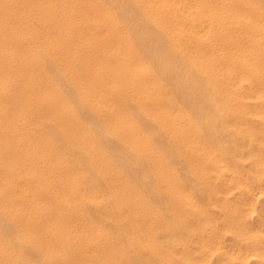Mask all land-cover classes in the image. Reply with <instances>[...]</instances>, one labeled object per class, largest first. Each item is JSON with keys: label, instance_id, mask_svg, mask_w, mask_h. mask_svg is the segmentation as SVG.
<instances>
[{"label": "rangeland", "instance_id": "rangeland-1", "mask_svg": "<svg viewBox=\"0 0 264 264\" xmlns=\"http://www.w3.org/2000/svg\"><path fill=\"white\" fill-rule=\"evenodd\" d=\"M56 1L58 3V7L61 9V4L64 1ZM105 1L107 2V0ZM111 1L112 0H108V3H111ZM34 36L35 37L31 35L32 38L29 44H25L26 47L23 46V49L21 48L22 51L20 55L24 56L23 58L21 56L20 59L22 63H24V65H19L21 70H16V76L11 75L13 77L12 79L11 76L7 75L6 71L3 73L0 72V79H6L5 84L7 83L10 87L7 88L8 85L6 84V90H4L5 87L3 86L2 90L0 89V107L5 108L6 111H8L6 112V116L10 117V127L9 125L6 126V124L3 123L0 118V122L3 124L2 125L0 123V126L2 125L0 129L3 128L2 130H0V256H2L0 257V264L6 263V259L4 258L5 256L9 258V264H118L119 261L112 258L111 256H114L115 253L120 254L121 252L122 258L125 259L126 264H264V111H262V109H264V91H262V89L264 90V81H258L260 83H258L259 85L257 84V82L252 81V77H254V73L252 72V77L251 74L249 76L250 81L248 83L250 84L247 83L248 86L247 84L243 85V83H238L239 85L235 84L231 86L219 84L216 87L217 90L215 89L216 91H214L212 88H208V84L202 82V80L200 81L198 79L190 78L191 76L186 75V71L184 72L183 70L178 69L173 65H169L168 63L165 64L164 61L167 59V57L164 58L165 55H160L159 53L155 54L156 57L154 55L153 58L149 56L156 66V68L154 66V70H157L159 75L161 73V76H163L166 81H170H167V84L164 86V88L168 89L167 91L170 95L167 100H170L171 106L183 111L185 122H188V124H190L191 126V131H189L188 129L184 131V135L182 137V142L180 145H176L170 142L167 138H165L162 132L155 126V124L151 120L144 118L137 112L135 107H133L129 103L126 104V102L121 100V98H117L118 93L116 94V92H118L119 88H115V91L111 90L113 94H110L111 92L109 91L107 103H111L112 106L116 109L115 115L109 113V122L114 121L117 123L119 121L121 122L122 119V124H124L125 119H127L128 117L131 119V121L134 123L135 128L134 133H129L130 139H138V133L147 138L152 144L155 151L158 153V155L161 156L162 160L164 161L168 170V174H172V177L170 179L160 180L153 174L152 167L149 163L139 162L137 164L133 163L134 166L131 165L132 160H136L137 156L132 153L131 149H129L128 147L126 148V145H123L116 136L109 132L106 126V124L109 122H102L105 117L103 118V116L95 114V111L90 108L91 105L87 103V101L85 102L84 100H82L80 96H78L79 94L75 88V85H71L65 70L63 71L61 68L58 69L59 67L56 68L58 66V59H56L57 55L49 53L45 50H42L43 52L41 51L42 46L44 47V45L47 44V40L45 37L49 35H41L40 37L38 35ZM64 36L70 37L71 35H54V37L57 38H64ZM41 41H43L44 43H41ZM34 42L38 43V45ZM25 48H29V52L27 50L26 52L24 50ZM34 49H36V53ZM38 50L42 52L41 54L39 53L41 56L38 55ZM25 52L27 53V55H25ZM36 54L38 55L37 58L35 57ZM33 56L35 59H33ZM40 58L43 59L39 60ZM47 58H51L52 61L51 59L47 60ZM30 59L34 61L32 62ZM44 59L46 60V62ZM47 62H49L50 65H48ZM52 63L54 64L53 66ZM106 63H109V66L111 67L113 66V61L111 60L110 62L108 60ZM22 66H26V68L23 69L24 67ZM46 66L48 68H46ZM30 67L33 72L30 70ZM32 67H34V69ZM19 74H22V76H19ZM26 74H30L32 75L33 79L38 80L35 87H23L21 85L23 83L22 81H24V83L26 82V78H24ZM80 74L84 83L86 81H88L86 82V84L92 83L93 80L86 71H80ZM109 75L110 74H108V76ZM113 78L114 76L112 75L109 77L110 80ZM46 79L48 81H46ZM14 82L16 83V86H14ZM47 82L48 84H46ZM200 82L202 83L200 84ZM42 83L43 85H40ZM10 84L13 85L14 89H12V85ZM69 84L70 86H68ZM93 84L97 85L98 87L102 86V84L94 81ZM37 85H40L41 87L44 86L45 88L39 89L37 88ZM18 86L20 87V90L18 89ZM233 86L236 88H234ZM237 86L239 87L237 88ZM250 86H253V88H250ZM22 87L27 88V91L23 92V90L21 89ZM37 89L40 91L38 92ZM43 89L48 94L53 89H56L59 92V98L62 97V99L64 98L63 100L65 101H63L62 99L60 100H62L67 105L70 103L68 106L70 107L69 109L71 110V112H73L72 115L74 114V123H76L72 127L78 128L79 125L80 128L78 129L80 130L81 134L87 135V137L91 141V144L95 146V151H103L107 161H112L111 163L116 165V169L119 170L118 172L122 174L125 180L128 181L132 186H134V211L136 213L134 216L136 221L134 225V245H131L126 240V236L121 235L120 230L116 228L115 225H113V220L111 221V218L115 216L121 217L124 220L125 215L122 212L118 211V209L116 208L117 200L114 199L113 195L111 196V194L108 192V182H106V180L97 172L96 168L89 159V155L87 153L84 154V152L78 153L77 150L75 151V148L68 144L65 140L62 130L55 124H53L52 120L50 119L51 116L57 112L58 100H56L55 102H51V104H46V102H41L40 100H38ZM15 90L17 91L15 92ZM249 90L253 94L250 93ZM74 91L77 95L74 93ZM25 92H30L32 94V97L24 95ZM242 92H244V94ZM35 93H39V95H35ZM33 97L34 101H31L30 98H32L33 100ZM262 98L263 100H261ZM242 100L245 101L244 105V101ZM255 100H257V102ZM258 101L260 103H258ZM143 102L145 103L144 106L148 109L153 108V105L149 103V100H143ZM42 104L45 106H43ZM252 105L254 106V108ZM19 107L21 108L19 109ZM52 110H54L55 112H53ZM88 111H90L91 114ZM9 112H12L13 115ZM234 112L236 114H234ZM105 113L107 115L108 112ZM89 114L90 116L93 115V118L90 117ZM75 115H77L78 117ZM48 116H50V118ZM16 117H19V119L21 118L22 120H19ZM39 117L41 118L39 119ZM44 117L47 118L45 119ZM137 118H139L140 120H137ZM19 121L21 124L19 123ZM36 122L39 124L37 125ZM99 124L100 126H102V128L99 127ZM31 125L32 128L30 127ZM141 125L143 126V128ZM36 130V133H38L39 131L44 135L45 139L47 135L46 142L50 146V149L48 148L49 150L47 149V146L45 144H43L42 147L40 139L38 140L37 135L34 132ZM144 130L148 131L145 132ZM89 132L92 134H90ZM224 132L226 133V136ZM32 133L35 135H33ZM104 133L106 134V136ZM108 137L110 140L108 139ZM223 137H225L226 139H223ZM100 138H105L107 139V141L104 139L103 143L102 139ZM36 139L38 141H36ZM153 139L155 142L153 141ZM216 139L218 140V142ZM8 140H10L11 143ZM111 142H113V148H117V151L121 149L120 152L122 151V155L121 153H119V151L117 153V151L112 147L111 150L116 151V153L114 151L112 153L109 152V144H111ZM114 143L116 144L115 146ZM103 144H105L104 147ZM69 145L72 148H70ZM105 146H107V148ZM110 146H112V144ZM160 148L163 151H161ZM123 150H125L126 153ZM52 151L53 154L51 156ZM74 152L76 154H74ZM25 153L28 157L24 156ZM56 153L57 155L59 154V157H62L60 158L61 163L54 159L53 155H56ZM37 154H39L38 157ZM77 154L80 155L78 156ZM113 155L114 158L112 157ZM167 155H170V157H167ZM80 156H85L84 158H86L87 156V158L82 159V157ZM52 158L54 160H52ZM115 159H117V161ZM87 161L89 162L87 163ZM115 161L118 162V164ZM55 162L56 165L54 164ZM62 164H64L65 166H62ZM125 164L127 165L128 170ZM52 165H54L55 167ZM72 170L73 172H71ZM137 170H139L140 172ZM58 171L61 172L59 173ZM67 172H69V174ZM51 173L54 174L52 175ZM55 174L56 176H54ZM239 175L240 177H243L240 178ZM248 175H255V178L252 176L253 178L250 179ZM97 176L100 177L98 178ZM180 176L182 177V180ZM54 177L58 178L56 179ZM59 177H62V180L59 179ZM76 177L79 179L77 180ZM101 177L104 181L100 179ZM246 178L250 179L251 182H247ZM22 179L23 181L21 182ZM69 180L71 182H67ZM75 180H77V182H80L76 183ZM252 180L254 182H252ZM72 181H74L75 184L72 183ZM40 182L42 184H40ZM58 183H61L63 185ZM65 183V187H67V190L65 189V187H63ZM75 185H77V187ZM21 186L23 187L21 188ZM2 187L5 188L2 189ZM53 187L55 188V190ZM79 187L82 188L80 189ZM242 188L244 190H241ZM246 188L248 189L245 190ZM10 189H12V191ZM79 189L81 192L79 191ZM87 192L93 197L92 199H88V197L85 195V193ZM27 193L28 195H26ZM71 193L73 196H71ZM3 194L6 197H4ZM60 194L65 196V199H61ZM261 196L263 198H260ZM1 197L4 198V200ZM67 197H69L71 203ZM41 198L43 201L41 200ZM72 201L74 202V204L72 203ZM6 203L9 206H7ZM37 206L39 208H37ZM6 207L12 210H9ZM71 207L76 208L71 209ZM13 209H15L16 211ZM4 211L6 214H8L9 212L10 213L6 215ZM64 213L66 216H64ZM72 214H74V216ZM1 215L4 216L2 217ZM89 223H91L92 225ZM23 227L29 234L32 233L30 234L31 236H39L38 238L35 237L39 244L38 249H35L37 247H33L34 245H31V241L29 242V240H27V237H25L26 234H22L21 229ZM91 228L97 229L100 233V237L102 238H99V242L95 246L96 248L92 246L95 244L92 241L88 240V235L82 231L84 229L87 230ZM27 229H31V232H29V230ZM126 232L127 229H125L124 233L126 234ZM20 237H22L23 239ZM45 248H47L46 250L49 252L56 251L60 254H64L63 259H60L52 252L51 256H53V254L54 256L48 257V259H46L41 254V252ZM96 249L102 250L105 254V257L101 258L100 256H98V253L94 252ZM81 250H83L84 252ZM249 253L254 256H249ZM131 254H134V257L133 255L131 256ZM51 258L53 259L51 260ZM93 258L94 260H92Z\"/></svg>", "mask_w": 264, "mask_h": 264}, {"label": "bare ground", "instance_id": "bare-ground-1", "mask_svg": "<svg viewBox=\"0 0 264 264\" xmlns=\"http://www.w3.org/2000/svg\"><path fill=\"white\" fill-rule=\"evenodd\" d=\"M62 1H64V2L61 4L62 7L60 9L57 5L58 3L56 0H0V72L3 73L6 71L8 76H11V75L16 76V70H18V71L21 70L19 65H24V63H22V61L20 59V57L22 56V55H20L21 51H22L21 48L23 49V46L26 47V45L29 44V42L32 38L31 35L33 37H35L34 35H38L39 37L41 35L42 36L43 35L44 36L49 35V36L45 37L47 40V42H46V40H45V42L47 44L44 45V47L42 46L41 51L45 50V51H48L49 53L57 55L56 59H58V61H57L58 66L55 65V66H57L56 68L59 67L58 69L61 68L63 71L65 70V72L67 73L68 78H69V79L68 78L67 79L69 80L71 85L72 84L75 85V88L79 94L78 96H80L82 100H84L85 102L87 101V103H89L91 105L90 108H92L95 111V114H98L99 116H103V118L105 117L104 120L102 121L104 123H107L110 121V118H109L110 114L109 113H112L113 115L116 114L115 107H113L111 103H107V97L109 96V91L111 92V90L113 91L115 88H119L118 92H116V94L118 93L117 98H121V100L125 101L126 104L129 103L130 105L135 107L137 112L139 114H141L144 118L151 120L155 124V126L162 132V134L165 136V138H167L170 142H172L176 145H180L182 142V137L184 135V131L187 129L189 131H191L190 124H188V122H185L183 111L181 109H176L173 106H171L170 100L169 101L167 100L170 97V95L168 94V91H167L168 89L164 88V86L167 84V81H169V80L166 81L163 78V76H161V73L159 75L157 70L156 71L154 70L155 65H154V62L150 59V57L153 58V56L155 54L160 53V55H165L164 58L167 57V59L164 61L165 64L168 63L169 65H173L174 67L183 70L184 72L186 71V75L191 76L190 78L198 79L200 81L202 80V82L208 84V88L210 87L214 91L217 90L216 87L219 84L231 86V85H235L238 83L239 84L243 83V85H245L250 81L249 76L251 74V77H252L253 73H254V77H252L253 78L252 81L257 82V84L259 83L258 81H260V82L264 81V0H112L111 3H108V0H107V2L105 0H62ZM63 4H65L66 6ZM63 6H65V7H63ZM50 35H53V36H50ZM54 35H71V36L70 37L64 36V38L59 37L60 38L59 39L57 37H54ZM35 39H38V38H35ZM63 39H64V41H63ZM61 40L63 41V43ZM43 41H41V43H44ZM34 43H36V42H34ZM36 44L38 45V43H36ZM29 48H31V47H29ZM28 49L25 48L24 50L28 51ZM34 50L36 53V49H34ZM31 51H33V50H31ZM39 51L40 50H38V55H40L43 52V51L42 52L41 51L39 52ZM25 55H27V53ZM38 55L36 54L35 57L37 58ZM23 56H22V58H23ZM30 56H31V54H30ZM28 57H29V55H28ZM46 57H45V59H46ZM155 57H156V55H155ZM33 59H35L34 56H33ZM41 59H43V58H40L39 60H41ZM48 59H51V58H47V60ZM30 60H28V61H30ZM44 60H42V61H44ZM108 60H109V62H110V60L113 61L112 67L109 66V63L108 64L106 63ZM25 61H26V58H25ZM51 61H52V59H51ZM37 62H38V59H37ZM45 62H46V60H45ZM49 62H47L48 65H50ZM13 63H15V64H13ZM29 64H30V62H29ZM34 64H35V62H34ZM53 65L54 64L52 63V66ZM110 65H111V63H110ZM26 66L25 67L22 66V67H24L23 69H25ZM47 66H46V68H48ZM32 68L34 69V67H32ZM155 68H156V66H155ZM30 70H31V67H30ZM37 70H39V69H37ZM48 70H50V69H48ZM31 71L33 72V70H31ZM80 71H86L94 82H98V83L102 84V86L98 87L97 85H94L93 81L90 84H88V83L86 84V82H88V81H86L84 83L82 80ZM58 72H60V71H58ZM108 74H110V75L108 76ZM20 75L22 76V74H19V76ZM111 75L114 76V78L110 80L109 77ZM36 76H39V75H36ZM24 78H26V80H25L26 82L24 83V81H22L24 83V84L23 83L21 84L23 87H32V86L35 87V85L37 84L36 82L38 80L33 79L32 75H30V74L29 75L26 74V76ZM12 79H13V77H12ZM39 79H40V77H39ZM108 79H109V81H108ZM17 80H19V79H17ZM46 81H48V80L46 79ZM90 81H91V79H90ZM5 82H6V79L5 80L0 79V89L1 90L3 87L6 86L7 83L5 84ZM43 82H45V81H43ZM51 82H52V80H51ZM195 82H196V80H195ZM202 82H200V84ZM193 83H192V85H193ZM14 84H15L14 86H16L15 82H14ZM46 84H48V82ZM248 84H250V83H248ZM248 84H247V86H248ZM10 85H12V84H10ZM40 85H43V83ZM40 85L39 86L37 85V88H39V89L45 88L44 86L41 87ZM68 86H70V84ZM8 87H9V85L7 86V88ZM23 87L21 88L23 90V92L27 91V88H23ZM238 87L239 86H237V88ZM259 87H261V86H259ZM259 87H258V89H259ZM234 88H236V87H234ZM250 88H253V86H250ZM12 89H14L13 85H12ZM18 89L20 90V87ZM56 89H53L49 94L46 93L45 90L43 89L38 100H40L41 102H46V104L47 103L51 104V102H53V101L55 102L56 100H58L57 101V103H58L57 112L55 114H53L51 116V118H50V116H48V117L52 120L53 124H55L57 127H59L62 130V133L64 134L65 140L67 141L68 144H70L72 147L75 148L74 149L75 151L77 150L78 153L84 152V154L87 153L89 155V159L92 162V164L94 165V167L96 168L97 172L106 180V182H108L107 183L109 186L108 192L111 194V196L113 195L114 199L117 200L116 208L118 209V211L122 212L125 215L124 220L121 217L115 216V217L111 218V221L113 220V222H112L113 225H115L116 228H118L120 230L121 235L126 236V238H127L126 240L131 245H134V225L136 223L135 217H134L136 214L134 211V205H135L134 204V199H135L134 198V186H132L128 181L125 180V178L122 176V174L120 172H118L119 170L116 169V165L111 163L112 161L111 162L107 161L106 157L104 156L103 151H101L102 153L98 150H97L98 152L95 151L96 148H95V146H93V144H91V141L87 137V135L84 134L85 135L84 136L81 134L80 130L78 129V128H80L79 125H78V128L72 127L76 123H74L75 122L74 117H73L74 114L72 115L73 112H71V110L69 109L70 107L68 106L70 103L68 105L66 103H64L63 102V101H65V100H63L64 98L63 99H62V97L59 98L60 95ZM244 89H245V87H244ZM4 90H6V87ZM16 91L17 90H15V92ZM39 91L40 90H38V92ZM192 91H194V90H192ZM262 91H264V90L262 89ZM10 92H11V90H10ZM10 92H9V94H10ZM249 92H250V90H249ZM25 93H24V95L32 97L31 96L32 94L30 92H25ZM74 93L76 94L75 91H74ZM242 93L244 94V92H242ZM250 93H252V92H250ZM19 94H17V95H19ZM110 94H113V92H111ZM207 94H208V92H207ZM235 94H237V93H235ZM35 95H39V93H37V94L35 93ZM177 95H179V94H177ZM181 95H183V94H181ZM37 97H35V98H37ZM196 97H197V95H196ZM182 98H183V96H182ZM30 99H31V101H34V97H33V100H32V98H30ZM60 99H62L63 101ZM143 100L144 101L149 100V103H151L153 105V108L148 109L147 107H145L144 106L145 103L143 102ZM244 100H245V98H244ZM244 100H242V101H244ZM261 100H263V98ZM255 101L257 102V100H255ZM30 103H32V102H30ZM244 103H245V101L243 102V105H244ZM258 103H260V102L258 101ZM20 104H21V102H20ZM82 104H83V102H82ZM146 104H147V102H146ZM85 105H87V104H85ZM247 105H249V104H247ZM256 105H257V103H256ZM43 106H45V105H43ZM261 106H262V104H261ZM119 107H121V106H119ZM259 107H260V104H259ZM20 108L21 107H19V109ZM121 108H123V107H121ZM227 108H228V106H227ZM253 108H254V106H253ZM16 111H14V112H16ZM42 111H40V112H42ZM52 111L55 112L54 110H52ZM52 111H51V113H52ZM74 111H76V110H74ZM262 111H264V109H262ZM6 112H8V111H6L5 108L0 107V118L3 121V123L6 124V126L9 125V127H10V122H9L10 117L6 116ZM88 112L90 113V111H88ZM105 112H108L107 115ZM9 113L12 114V112H9ZM90 114H89V116H90ZM119 114H121V113H119ZM132 114H134V113H132ZM234 114H236V113L234 112ZM20 115H22V114H20ZM75 116H77V115H75ZM92 116H90V117H92ZM248 116H250V115H248ZM41 117H39V119ZM138 117H139V115H138ZM255 117H253V118H255ZM14 118H15V116H14ZM44 118L46 119L47 117H44ZM17 119H19V117ZM138 119L139 118H137V120ZM206 119H207V117H206ZM122 121H123L122 119H121V122L119 121L117 123L112 121V122L107 123L106 126H107V128L111 134L116 136L117 139L120 142H122L123 145H126V148L128 147L129 149H131L132 153L137 156L136 157L137 159L135 158L136 160H132L131 165H133V163L137 164L139 162L149 163L152 167L153 174L156 176V178H158L160 180L170 179L172 177V174H170V173L168 174V170L166 168L164 161L162 160L161 156L158 155V153L155 151V149L153 148V146L149 142V140L147 138H145L143 135H141L140 133H138V137H139L138 139H136V140H134V138L130 139L129 133L130 134L132 132L134 133V128H135L134 123L131 121V119L129 117L127 119H125L124 124H122ZM80 122H81V120H80ZM19 123H20V121H19ZM49 123H51V122H49ZM49 123H47V124H49ZM36 124L38 125L39 123L36 122ZM43 124H44V122H43ZM68 125H69V127H68ZM84 125H86V124H84ZM1 126H0V128H1ZM30 127L32 128V125ZM48 127H49V125H48ZM99 127L102 128V126H100V124H99ZM103 127H104V125H103ZM85 128H86V126H85ZM142 128H143V126H142ZM2 129H0V130H2ZM5 129H6V127H5ZM252 130H254V129H252ZM146 131H148V130H146ZM34 132L36 133L37 130ZM52 132H53V130H52ZM42 133H43V129H42ZM42 133H40L38 131V133H36L37 138H38V140L40 139V143L42 144V147H43V144H45L47 146V149L48 148L50 149L49 144L46 142L47 135H46V139H45V137ZM58 134H60V133H58ZM90 134H92V133H90ZM33 135H35V134H33ZM105 136H106V134H105ZM225 136H226V133H225ZM21 137H22V135H21ZM99 137H100V135H99ZM207 138H209V137H207ZM224 138L225 137H223V139ZM100 139H102V138H100ZM104 139L105 138L102 139L103 143H104V141H103ZM108 139H109V137H108ZM38 140L36 139V141H38ZM105 140L107 141V139H105ZM209 140H211V139H209ZM8 141L11 143L10 140H8ZM153 141H154V139H153ZM63 142H64V140H63ZM217 142H218V140H217ZM111 144H112V146H110ZM111 144H109L110 150H111V147L113 148V142H111ZM22 145H24V144H22ZM22 145H20V146H22ZM70 145H69V147L72 148ZM104 145L105 144H103V147H104ZM115 145L116 144L114 143V146ZM15 146H16V144H15ZM105 147L107 148V146H105ZM51 148H53V147H51ZM29 149H31V148H29ZM113 149L116 150L117 148L116 149L113 148ZM37 150H38V148H37ZM99 150H100V148H99ZM110 150H109V152H111V153L114 151V150H111V151ZM120 150H118V151L122 155V151L120 152ZM116 151H114V152L116 153ZM118 151H117V153H118ZM123 151H125V150H123ZM161 151H163V150L161 149ZM125 153H126V151H125ZM52 154H53V151L51 153V156H52ZM74 154H76V153L74 152ZM38 155L39 154H37V157H38ZM58 155L56 153V155L54 154L53 157L59 163H61L60 158H62V157H59ZM170 155L169 156L167 155V157H170ZM24 156H26V153ZM26 157H28V156H26ZM80 157H82V156H80ZM84 157H82V159L87 158V156H86V158H84ZM112 157L114 158V155ZM64 158H65V156H64ZM195 158H196V156H195ZM54 159L52 158V160H54ZM63 159H62V161H63ZM115 160L117 161V159H115ZM88 162L89 161H87V163ZM116 163L118 164V162H116ZM54 164L56 165V162ZM227 164H228V162H227ZM47 165H48V163H47ZM120 165H121V163H120ZM52 166H54V165H52ZM62 166H65V165L62 164ZM246 166H247V163H246ZM126 167H127V165H126ZM1 169H3V168H1ZM64 170H65V168H64ZM127 170H128V167H127ZM139 170H137V171H139ZM36 171H38V170H36ZM71 172H73V170ZM130 172H133V171H130ZM67 173L69 174V172H67ZM247 174H248V171H247ZM54 176H56V174ZM252 176L255 178V175H252ZM252 176L251 175L249 176L250 179L253 178ZM97 177L99 178L100 176H97ZM102 177L100 178L101 180H103ZM239 177H240V175H239ZM242 177H240V178H242ZM22 178H24V177H22ZM54 178H56V177H54ZM180 178L182 180L181 176H180ZM59 179L62 180V177L61 178L59 177ZM78 179L79 178H77V180ZM250 179H247V182H249V181L251 182ZM50 180H52V179H50ZM77 180H75L76 183L80 182V181L77 182ZM22 181H23V179L21 180V182ZM254 181H255V179H254ZM254 181L252 180V182H254ZM41 182H40V184H42ZM48 182H50V181H48ZM67 182H71V181L69 180ZM56 183H54V184H56ZM72 183L75 184L74 181H72ZM83 183H82V185H83ZM58 184H61V183H58ZM46 185H47V183H46ZM61 185H63V184H61ZM65 185H66V183L64 184L63 187H65ZM75 186L77 187V185H75ZM5 187H2V189ZM22 187L23 186H21V188ZM82 187H79V188L81 189ZM55 188H54V190H55ZM243 188H245V187H243ZM243 188L241 190H244ZM248 188H246L245 190H247ZM29 189H31V188H29ZM65 189L67 190V187H65ZM80 189H79V191H80ZM84 189H85V187H84ZM217 189H219V188H217ZM10 190L12 191V189H10ZM59 190H60V188H59ZM3 191H5V190H3ZM82 191H84V190H82ZM24 192H25V190H24ZM63 192H64V190H63ZM9 193H10V191H9ZM1 194H2V191H1ZM16 194H17V192H16ZM258 194H259V192H258ZM26 195H28V193ZM85 195L88 197V199L93 198L91 195L88 194V192L85 193ZM34 196H33V198H34ZM71 196H73L72 193H71ZM4 197H6V196L4 195ZM20 197H22V196H20ZM24 197H25V195H24ZM60 197H61V199H65V196H63L61 194H60ZM263 197H264V195H263ZM263 197L261 196L260 198H263ZM67 198L69 200V197H67ZM139 198H140V196H139ZM2 199L4 200V198H2ZM41 200H42V198H41ZM73 201H72V203L74 204ZM88 201H90V200H88ZM37 203H38V201H37ZM70 203H71V201H70ZM7 206H9V205L7 204ZM12 207H14V206H12ZM6 208H8V207H6ZM37 208H39V207L37 206ZM72 208L74 209L76 207H71V209ZM261 209H262V207H261ZM9 210H12V209H9ZM13 210H15V209H13ZM72 211H74V210H72ZM4 213H5V211H4ZM8 214H6V215H8ZM72 215L74 216V214H72ZM139 215H141V214H139ZM1 216L3 217L4 215H1ZM64 216H66L65 213H64ZM59 220H61V219H59ZM89 220H90V218H89ZM89 224H91V223H89ZM20 225H21V223H20ZM86 225H87V223H86ZM24 226H25V224H24ZM82 226H83V224H82ZM125 229H127L126 234L124 233ZM27 230H29V229H27ZM30 230H29V232H31ZM21 231H22V234H26L25 237H27V240H29V242L31 241V243H32L31 245H34L33 247H37L35 249H38L39 244H38L36 238H38L39 236L38 237L31 236L30 234H32V233L29 234L25 230L24 227L21 229ZM82 231L88 235V240L92 241L95 244L92 246L95 247L97 245V243L99 242V238H101L99 231L97 229H93V228L87 229V230L84 229ZM34 234H36V233H34ZM36 235H38V234H36ZM119 236H120V234H119ZM20 238H22V237H20ZM0 239H1V237H0ZM118 240H119V238H118ZM23 241H26V240H23ZM78 243H79V241H78ZM51 244H54V243H51ZM82 244H83V242H82ZM47 248H45L43 250L44 252L40 251L41 254L46 259H48V257H53L54 254L56 256H58L60 259H63L64 254H60L56 251H53V252L51 251L52 253H54L53 256H51L52 254H51V252L46 250ZM125 249H127V248H125ZM109 250H111V249H109ZM81 251H83V250H81ZM94 252L98 253V256H100L101 258L105 257V254L102 250L96 249ZM2 253H3V251H2ZM121 253L120 254L115 253V255L111 256V257L114 259H117V261H119L118 264H126V261H125V259L122 258ZM94 255H93V257H94ZM132 255L134 257V254H131V256ZM250 255L254 256V255L249 253V256ZM0 257H2V256H0ZM4 258L6 259V263L9 264V261H10L9 258L7 256H5ZM52 259L53 258H51V260ZM92 260H94V258ZM132 260H133V258H132Z\"/></svg>", "mask_w": 264, "mask_h": 264}]
</instances>
